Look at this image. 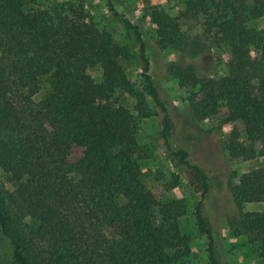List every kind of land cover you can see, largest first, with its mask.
Returning a JSON list of instances; mask_svg holds the SVG:
<instances>
[{
	"label": "trees",
	"instance_id": "16d2710c",
	"mask_svg": "<svg viewBox=\"0 0 264 264\" xmlns=\"http://www.w3.org/2000/svg\"><path fill=\"white\" fill-rule=\"evenodd\" d=\"M165 1L179 9L173 16L151 8L156 50L185 52L192 40L182 25L191 23L228 50L221 74L201 73L191 62L166 65L180 87L196 89L187 99L192 120L217 118L229 127L223 144L231 160L264 158V0ZM109 11L135 51L99 28L82 3L0 0V173L7 176L0 179V236L10 264H187L191 257L190 237L178 226L185 204L159 200L138 162L146 96L164 112L142 29ZM136 60L143 92L127 74ZM44 87L48 93L35 102ZM126 95L135 99L134 112L116 105ZM169 128L164 115L162 148L203 197L208 175L188 163L186 151L171 149ZM229 178L227 226L264 258V166L237 184L235 173ZM248 204L262 210L245 211ZM194 213L211 243L200 201Z\"/></svg>",
	"mask_w": 264,
	"mask_h": 264
},
{
	"label": "rangeland",
	"instance_id": "374dc122",
	"mask_svg": "<svg viewBox=\"0 0 264 264\" xmlns=\"http://www.w3.org/2000/svg\"><path fill=\"white\" fill-rule=\"evenodd\" d=\"M66 1L82 3L99 28L108 30L117 42L128 44L134 51L137 48L133 41L126 37L119 17L109 11V6H112L118 15L128 18L142 29L146 55L150 62L149 74L158 87L164 112L154 109L152 101L146 96L149 115L138 120L140 129L137 141L143 154V158L138 162L144 184L159 200L182 201L186 206V214L178 220V226L182 234L190 237L191 257L187 264H211L210 250L213 251L217 264H264V258L256 255L245 237L231 234L226 222V215L231 211L228 191L231 173H235L231 183L237 184L242 173L264 166V158L257 157L249 161L231 160L223 144V138L228 136L229 127L222 125L217 118L207 119L201 123L192 120L187 99L190 94L196 92V89L180 87L177 80L169 77L166 71V65L169 63L191 62L201 73L221 74L224 72V64L228 57L227 48L211 44L203 37L202 27L191 23L187 26L182 25V30H186L192 40L185 52L173 49L163 52L156 50L152 42L154 27L149 20L151 8H163L173 16L177 15L179 9L165 0H45V4ZM259 25H264V21ZM139 68L137 60L132 61L127 66V74L135 90L143 92ZM92 76L98 81L97 70L92 72ZM46 93L48 89L44 87L33 100L39 101ZM116 105L134 112L135 99L126 95L117 100ZM164 115L170 126L167 142L171 149L186 151L188 163L199 166L208 175V191L203 197L189 186L186 174L162 148L160 132ZM237 126L241 129V125ZM242 137L245 140L244 134ZM0 179L4 182L7 176L0 173ZM199 201L201 215L211 230V243L197 228L194 207ZM244 210L261 211L262 207L259 204H248ZM105 233L111 237L109 231L106 230ZM10 263V248L0 236V264Z\"/></svg>",
	"mask_w": 264,
	"mask_h": 264
}]
</instances>
